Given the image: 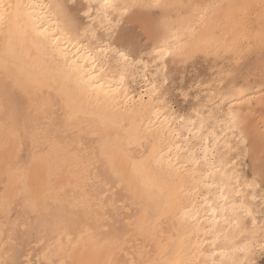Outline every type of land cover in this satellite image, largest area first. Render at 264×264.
<instances>
[{
  "label": "bare ground",
  "instance_id": "obj_1",
  "mask_svg": "<svg viewBox=\"0 0 264 264\" xmlns=\"http://www.w3.org/2000/svg\"><path fill=\"white\" fill-rule=\"evenodd\" d=\"M95 1L99 9L92 18L86 16L89 25L75 40L56 19L57 1L4 0L5 5L13 7L7 9L0 23V122L6 117L5 123L12 121L19 126L24 121L23 128L38 135L39 130L44 131L41 148L46 150L45 160L53 169L46 168L52 172L50 177L31 180V175H39L36 172L23 178H27L26 183L22 180L21 213L32 223L25 226L28 238L38 237L34 242L49 243L47 237L54 236L63 245L66 243L69 251L64 248L67 252L63 254L54 255L47 247L49 257H74L78 252L95 256L97 261L98 253L106 258V264H111V255L116 256L117 248L124 244L121 240L128 238L132 243L129 233L135 237L140 232L138 235L144 236L147 244L141 255L143 264H237L236 254L251 252L260 228L253 227L247 233L237 227L239 219L250 213L243 199L234 200L238 188L233 192L223 181L219 166L212 161V145L199 130L184 118H175L161 104L153 75L162 77L164 64L147 76L144 63L129 57L125 61L119 54L122 51L113 45L98 40L93 47L86 43L96 36L93 25L107 21L106 11L114 3L108 0L105 6V0ZM18 4L22 5L19 10ZM34 24L50 37L59 36V49L34 30ZM77 48L96 59L97 69L103 68L100 79L93 82L96 91L80 82L61 54L67 52L71 62ZM166 52L164 45L155 50L159 59ZM76 62L85 63L79 59ZM128 67H133L129 75L132 90L124 83ZM53 126L83 138L77 147H69L64 139H55ZM161 139L163 143L158 147L164 152L161 163L165 171L169 159L175 166L171 170L175 179L169 182L148 165L133 166V158L150 157L152 143ZM192 140L199 147H189ZM221 189L226 199L221 198ZM32 191L39 194L32 195ZM137 239L134 247L136 241H142ZM17 248L13 254L16 258H11L13 264H19L20 255L26 251Z\"/></svg>",
  "mask_w": 264,
  "mask_h": 264
},
{
  "label": "rangeland",
  "instance_id": "obj_2",
  "mask_svg": "<svg viewBox=\"0 0 264 264\" xmlns=\"http://www.w3.org/2000/svg\"><path fill=\"white\" fill-rule=\"evenodd\" d=\"M55 1L57 21L75 40L80 30L89 25L86 16H95V9H99L95 0H51ZM106 16L105 23L93 25L96 36L86 43L93 47L98 40L113 45L130 60L144 63L147 76L164 64V82L158 74L153 75L161 104L175 118H184V122L199 130L200 136L212 145V161L219 166L223 181L233 192L238 188L239 195L235 194L234 200L243 199L250 213L239 219L237 227L247 233L253 227L260 228L252 241L251 252L245 256L241 252L236 254L237 264H264V0H114ZM162 45L167 52L159 59L155 50ZM17 56L21 58L20 51ZM128 68L124 83L132 90L129 75L133 67ZM230 111L238 117L235 124L229 119ZM3 121L0 122V264H13L18 246L16 251L24 252L26 248L21 252L19 264H106V258L98 253H95L97 261L95 256L78 252L74 257L61 255L60 260L49 257L50 250L54 255L69 251L66 243L63 245L54 236L47 237L51 239L49 243L39 242L43 245L34 242L38 237L28 238L25 226L32 223L24 220L21 213L22 180L26 183L27 178H23L36 172L39 175H31V180L50 177L53 169L45 160L46 150L41 148L44 131L39 130L38 135L23 128L24 121L19 126ZM62 131L53 126L55 139H64L69 147H77L83 138L66 131L58 135ZM188 145L199 147L193 140ZM37 194L38 191H32V195ZM25 199L29 200V196ZM138 233L135 237L131 233L127 236L132 243L123 238L124 247L120 245L117 255H111L108 262L143 264L141 255L146 252L147 244ZM136 239L142 241H136L134 247ZM80 244L77 241L78 251ZM32 247L33 250L36 247V252L29 251Z\"/></svg>",
  "mask_w": 264,
  "mask_h": 264
},
{
  "label": "snow or ice",
  "instance_id": "obj_3",
  "mask_svg": "<svg viewBox=\"0 0 264 264\" xmlns=\"http://www.w3.org/2000/svg\"><path fill=\"white\" fill-rule=\"evenodd\" d=\"M108 5V0H105V6ZM13 5L11 4H4V0H0V23H2L5 20V13L7 12V9L12 8ZM22 7V5H16V8L19 10ZM28 7H33V5H28ZM42 7V6H41ZM29 19L31 20V15H29ZM34 30L39 31L35 24L33 25ZM39 34L44 37L46 40H48L50 43L53 44V46L57 49H59V43L58 41L61 39L59 36H48L47 31H39ZM73 47H76L73 45ZM77 53H80V49H76V53H73L72 55L74 56V59L69 62L67 59L68 53L67 52H61V54L65 57V63L68 65L72 73L77 75L80 79V82L83 83L87 89H91L92 91H96V87L94 85V81H97L100 79V73L103 71V68L97 69L96 68V59L91 56L90 53H80L77 56ZM120 56L127 61L128 57L124 52L119 53ZM83 60L85 63L84 64H78L76 60ZM90 65V67H89ZM85 73H87V76L85 78ZM123 78L121 79L122 83ZM229 119L232 121L233 124L238 122V117L233 114L231 111L229 113ZM179 138V137H177ZM151 143V141L149 142ZM163 140H158L156 143H152L151 145V154L150 157L145 158L142 157L141 159H134L133 158V166L134 167H144L145 165H148L149 167L152 168V170L156 171L157 173L161 174V179L164 182H169L175 179L171 175V170L175 167L172 160H168L167 164V172L165 171L164 166L161 163V157L164 155L163 149L158 147V145L162 144ZM144 151L148 152L147 146H144ZM167 155L170 157L171 156V149H169ZM262 175H264V172H262ZM183 191V190H181ZM221 198L226 199V197L223 196V189H221ZM210 207V206H209Z\"/></svg>",
  "mask_w": 264,
  "mask_h": 264
}]
</instances>
